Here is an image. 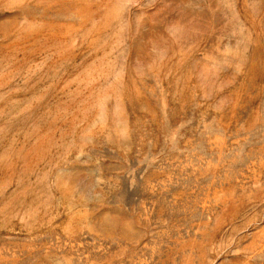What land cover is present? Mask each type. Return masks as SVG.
<instances>
[{
	"label": "rangeland",
	"instance_id": "obj_1",
	"mask_svg": "<svg viewBox=\"0 0 264 264\" xmlns=\"http://www.w3.org/2000/svg\"><path fill=\"white\" fill-rule=\"evenodd\" d=\"M0 264H264V0H0Z\"/></svg>",
	"mask_w": 264,
	"mask_h": 264
}]
</instances>
